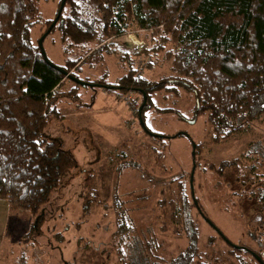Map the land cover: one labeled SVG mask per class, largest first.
I'll use <instances>...</instances> for the list:
<instances>
[{"label": "trees", "instance_id": "obj_1", "mask_svg": "<svg viewBox=\"0 0 264 264\" xmlns=\"http://www.w3.org/2000/svg\"><path fill=\"white\" fill-rule=\"evenodd\" d=\"M125 3L132 8L136 25L150 32L147 36L151 44L137 52L120 53L125 69L114 81L80 77L77 69L84 58L96 54L101 58L103 52L110 54L108 39L124 33L122 5ZM59 4L60 0H56L55 11L48 17L41 9V0H0V199L7 202L10 215L19 212L31 216V228L39 229L45 222L44 204L51 191L60 177L76 165L73 153L44 131L54 99L63 93L67 97H71V92L78 94L81 84L70 75L86 82L83 85L139 94L135 113L149 137L186 135L185 131L159 134L146 127L145 108L175 112L182 118L173 107L153 104L152 95L162 90L174 97L180 89L191 90L195 100L191 119L203 115L207 133L215 143L248 131L254 121L264 116V0H65L58 18L46 32ZM35 25L44 28V37L54 31L59 33L67 54L61 63H54L47 56L54 65L46 61L37 40L32 42L30 26ZM165 44L168 49H164ZM161 50H164L163 60L170 61L172 74L155 80L141 75L136 57L147 56L150 61ZM152 62L144 61L143 66L149 69L154 66ZM67 79L74 86L61 90ZM193 150L191 168L194 162L195 170L199 143L194 142ZM248 151L259 154L257 150ZM161 155L159 151L157 156ZM122 161L133 163L129 159ZM210 166L222 177L226 168H236L238 173L243 168L237 158ZM251 170L248 174L252 176ZM85 172L80 194L81 215H86L88 208L90 211L89 203L109 206L108 198L100 200L93 186L94 170L88 167ZM190 172H187L188 180ZM183 176L177 177L175 194L158 201L162 215L169 220L160 224L161 230L171 224L173 232L186 239L183 247L175 253H163L161 247L165 244L161 246L152 228L148 226L138 235L132 220L127 224L121 219L109 236V243H103L100 259L94 264H264V188L259 184L249 191L256 203L263 205L251 215L255 225L247 232L258 246L255 249L242 241L227 240L214 227L197 198L190 190L186 191ZM251 179L247 182L251 183ZM233 194L245 195L239 190H233ZM194 214L214 229L215 237L226 247L224 251L200 250ZM177 217L180 227L175 224ZM213 240L210 236V242L203 246L212 245ZM83 244L87 248L85 241ZM67 264L90 263L84 257Z\"/></svg>", "mask_w": 264, "mask_h": 264}, {"label": "rangeland", "instance_id": "obj_2", "mask_svg": "<svg viewBox=\"0 0 264 264\" xmlns=\"http://www.w3.org/2000/svg\"><path fill=\"white\" fill-rule=\"evenodd\" d=\"M41 1L44 15L51 17L56 0ZM122 9L125 17L124 33L108 39V43L111 42L107 44L110 54L103 52L101 58L99 54L85 57L77 69L80 77H103L106 81H114L125 69L119 54L130 51L128 48L134 42L143 43L137 51L151 44L147 36L150 32L140 29L134 22L130 4H123ZM44 33L43 27L30 26L33 43ZM63 44L57 31L42 39L45 55L54 63H61L67 55L63 51ZM163 46L164 49L169 48L167 44ZM153 59L149 61L147 56L142 55L136 57L135 64L141 75L155 80L172 74L170 61L163 60L164 50L158 51ZM144 61L150 64L153 61L154 66L148 69L143 66ZM72 86L73 83L67 79L60 89ZM77 91L78 94L71 92V97L63 93L54 99L50 105L53 110L49 112L44 129L46 134L57 138L61 147L73 153L76 165L60 177L58 185L51 191L44 204L46 220L38 226L39 229L30 227L31 216L11 213L2 241V251L10 253L8 264H13L14 260L22 264L18 259L25 264H67L84 257L88 263L94 264L100 259L99 250L104 246L103 243H109V236L121 219L127 224L132 220L138 235L149 226L161 246L164 242L162 252L175 253L186 244V239L175 234L171 224H166L161 230L160 224L168 223L169 220L162 215L158 201L175 194L176 180L180 174L184 175L182 180L186 191L192 192L208 219L227 240L242 241L257 249L258 246L247 232L255 225L251 215L263 205L257 204L254 194L250 195L249 191L254 185L260 184L264 188V116L254 121L248 131L215 143L207 133L204 116L198 115L191 119L195 103L193 92L180 89L178 96L174 97L162 90L152 95L153 104L157 107H173L182 118L175 112L145 108L143 118L146 127L159 134L172 135L176 131H185L186 135L149 137L140 126L136 109L132 110L126 101L118 98L130 96L138 105L139 94L120 93L115 89L106 91L90 84L80 85ZM90 109L92 112L87 113ZM191 140L200 145L192 188L187 177V172L191 171ZM248 150H257L259 154ZM159 151L161 156H157ZM235 158L242 162L243 168L239 173L236 168H226L222 177L210 166L216 167L222 160ZM123 159L133 163H125ZM88 167L94 170L93 186L98 191V197L100 200L108 198L109 206L105 208L99 202L93 205L89 203L90 211L88 208L87 214L81 215L80 194ZM249 169L253 171L252 176L248 174ZM250 177L252 182L248 183ZM233 190L242 191L245 195H234ZM192 212L195 213V210ZM194 215L198 223L197 244L200 250L224 251L226 247L215 237L214 229L201 216ZM175 224L176 227L181 226L179 217ZM210 236L214 238L212 245L203 246L205 242H210ZM83 241L88 244L87 248Z\"/></svg>", "mask_w": 264, "mask_h": 264}, {"label": "crops", "instance_id": "obj_3", "mask_svg": "<svg viewBox=\"0 0 264 264\" xmlns=\"http://www.w3.org/2000/svg\"><path fill=\"white\" fill-rule=\"evenodd\" d=\"M90 111L92 112V109L87 110V113H89ZM74 115H77V113H74ZM9 216L10 214H9L7 202L4 199H0V264H8V261L10 260L9 251H5V252L2 251V241L6 234ZM13 264H15V261L13 262Z\"/></svg>", "mask_w": 264, "mask_h": 264}, {"label": "water", "instance_id": "obj_4", "mask_svg": "<svg viewBox=\"0 0 264 264\" xmlns=\"http://www.w3.org/2000/svg\"><path fill=\"white\" fill-rule=\"evenodd\" d=\"M64 1H65V0H60L59 8H58V10H57V15L55 16L53 22L50 24V26L48 27V29L46 30V32L49 31L50 27L54 24L55 20L58 18L59 13H60V11H61V8H62V6H63V4H64ZM46 32H45V33H46ZM45 33L42 34V36L38 39L37 43H38L39 49H40V51H41V53H42L44 59H46V61H49V60L46 58V55H45L44 49H43V47H42V39H43ZM49 62H50V61H49ZM50 63H51V62H50ZM51 64L54 65L53 63H51ZM70 77H72V79H73L76 83H78V84L83 85V84L86 83V82H83V81H81V80H79V79H77V78H75V77H73V76H71V75H70ZM143 99H144V97H143ZM191 147H192L191 154L194 155V150H193V148H194V142H193L192 140H191ZM194 167H195V165H194V162H193V164H192V168H191V172H190V174H189V176H190V177H189L190 187H191V181H192V175H193ZM191 188H192V187H191ZM214 227H215V226H214Z\"/></svg>", "mask_w": 264, "mask_h": 264}, {"label": "built area", "instance_id": "obj_5", "mask_svg": "<svg viewBox=\"0 0 264 264\" xmlns=\"http://www.w3.org/2000/svg\"><path fill=\"white\" fill-rule=\"evenodd\" d=\"M131 48H128V49H130V50H133V51H135V52H137V50H139L140 49V47L143 45V43H142V45L141 44H135V42L134 43H131ZM122 47V46H121ZM123 48V47H122ZM140 72V74H141V71H139ZM119 98V100L120 99H122V100H124V101H126L128 104H129V106L131 107V109L132 110H135V108H136V106H137V103L130 97V96H126V97H118Z\"/></svg>", "mask_w": 264, "mask_h": 264}, {"label": "bare ground", "instance_id": "obj_6", "mask_svg": "<svg viewBox=\"0 0 264 264\" xmlns=\"http://www.w3.org/2000/svg\"><path fill=\"white\" fill-rule=\"evenodd\" d=\"M136 43V42H135Z\"/></svg>", "mask_w": 264, "mask_h": 264}]
</instances>
